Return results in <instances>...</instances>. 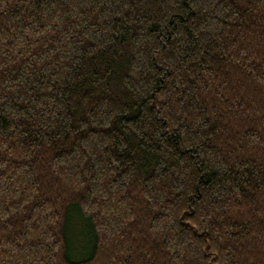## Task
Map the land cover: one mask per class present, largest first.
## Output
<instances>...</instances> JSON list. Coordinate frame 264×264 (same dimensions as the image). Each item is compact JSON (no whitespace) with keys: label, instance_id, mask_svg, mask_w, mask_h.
Listing matches in <instances>:
<instances>
[{"label":"trees","instance_id":"1","mask_svg":"<svg viewBox=\"0 0 264 264\" xmlns=\"http://www.w3.org/2000/svg\"><path fill=\"white\" fill-rule=\"evenodd\" d=\"M0 264H264V0H0Z\"/></svg>","mask_w":264,"mask_h":264},{"label":"rangeland","instance_id":"2","mask_svg":"<svg viewBox=\"0 0 264 264\" xmlns=\"http://www.w3.org/2000/svg\"><path fill=\"white\" fill-rule=\"evenodd\" d=\"M84 227H85L84 223L77 216L73 215V219L70 224L72 255H75L78 252V248L79 247L83 248L84 245L88 242L87 236L83 231Z\"/></svg>","mask_w":264,"mask_h":264}]
</instances>
